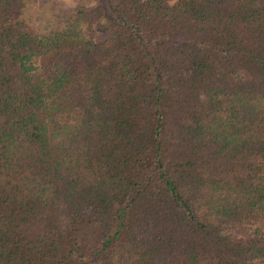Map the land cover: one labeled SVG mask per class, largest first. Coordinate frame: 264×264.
Masks as SVG:
<instances>
[{
	"label": "trees",
	"instance_id": "trees-1",
	"mask_svg": "<svg viewBox=\"0 0 264 264\" xmlns=\"http://www.w3.org/2000/svg\"><path fill=\"white\" fill-rule=\"evenodd\" d=\"M0 0V264H264V0Z\"/></svg>",
	"mask_w": 264,
	"mask_h": 264
},
{
	"label": "rangeland",
	"instance_id": "rangeland-1",
	"mask_svg": "<svg viewBox=\"0 0 264 264\" xmlns=\"http://www.w3.org/2000/svg\"><path fill=\"white\" fill-rule=\"evenodd\" d=\"M78 0H23V16L29 24L37 29L44 28L49 23V16L60 7L73 5ZM86 4L103 3L105 0H81Z\"/></svg>",
	"mask_w": 264,
	"mask_h": 264
}]
</instances>
